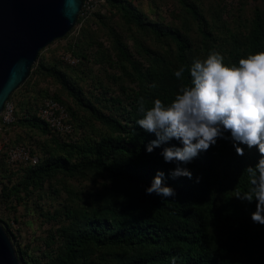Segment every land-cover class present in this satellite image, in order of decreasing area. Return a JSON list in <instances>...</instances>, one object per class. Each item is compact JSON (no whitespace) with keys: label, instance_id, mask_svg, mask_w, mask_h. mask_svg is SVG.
I'll return each instance as SVG.
<instances>
[{"label":"trees","instance_id":"obj_1","mask_svg":"<svg viewBox=\"0 0 264 264\" xmlns=\"http://www.w3.org/2000/svg\"><path fill=\"white\" fill-rule=\"evenodd\" d=\"M108 3L121 4L125 10L123 4L129 5L130 2L106 0ZM198 30L203 47L201 51L192 53V44L184 33L170 26L152 29L157 38L170 37L174 62L158 59L154 51L145 53L148 66L144 71L138 70L139 62H129L132 71L137 74L139 85L138 90L132 89L129 94L125 122L121 123L116 118L90 108L89 103L84 104L91 109L94 118L114 131L113 135L81 145L64 142L62 147L65 148L66 156L52 154L41 162L21 165H31L26 166L29 171L25 185L55 172L72 176L73 172L81 169L94 170L125 183L123 198L110 201L105 208L88 206L85 212L71 211L65 214L74 221L73 228L70 231L63 228L66 235L62 247L45 264H74L89 248L101 251L114 248L129 253L124 264H172L173 258L175 264H264V225L254 223L251 219L256 201L248 202L235 196L237 191H244L249 186L244 169L258 162V149L241 145L244 154L238 155L231 133L225 132L227 139H218L207 151H201L189 163L182 165L190 169L192 179L173 178L170 170L176 165L166 163L161 151L166 146L182 145L172 140L148 153L146 146L156 136L145 132L137 124L143 115L138 111L140 97L145 99L146 108L152 107L156 99L167 105L181 86L190 83L187 71L182 79L176 78L174 72L182 66L187 68L195 59L206 58L210 51L219 50V46L206 45L208 30L202 27ZM244 42L242 48L227 51L225 64H238L241 57L264 51L261 18L257 13L252 18ZM151 53L155 56H149ZM123 55L121 52L120 56ZM35 66L39 71L45 69L62 86L74 92L73 86L64 80L60 70L53 65L44 68L43 62L39 60ZM153 84L155 88L151 87ZM46 97L59 101L72 119V112L59 98L55 95ZM76 100L80 101L77 95ZM36 109L33 107V111L25 114L22 120L39 130H50L36 117ZM0 159L3 164V154H0ZM158 170L164 172V184L175 189L174 198L161 199L155 194L145 193V188L150 186Z\"/></svg>","mask_w":264,"mask_h":264},{"label":"rangeland","instance_id":"obj_2","mask_svg":"<svg viewBox=\"0 0 264 264\" xmlns=\"http://www.w3.org/2000/svg\"><path fill=\"white\" fill-rule=\"evenodd\" d=\"M120 5L108 3L83 22L78 19L65 35L38 51L26 78L8 96L14 121L0 122L1 142L24 144L41 162L52 154L66 156L64 142L81 145L113 135L114 131L94 118L84 104L125 122L129 94L139 85L129 62H139L138 70L144 71L148 66L145 53L151 51L158 54V59L174 62L170 37L157 38L153 28L170 26L184 33L192 44L191 52L196 53L203 47L198 30L202 27L209 31L206 45L219 46L217 52L225 57L228 50L243 47L257 13L264 39V0H139L123 4L125 10ZM68 55L76 62L68 64L64 60ZM39 60L44 68L53 65L60 70L74 92L45 69L39 71L35 66ZM50 95L72 112L71 133L39 130L22 120ZM26 166L2 164L0 159V226L19 264H45L61 249L65 231L72 230L74 222L65 216L67 212H85L88 206L103 209L110 201L123 198L125 183L88 169L73 172L72 176L55 172L25 185L29 171ZM128 256L114 248H89L74 264H124Z\"/></svg>","mask_w":264,"mask_h":264},{"label":"clouds","instance_id":"obj_3","mask_svg":"<svg viewBox=\"0 0 264 264\" xmlns=\"http://www.w3.org/2000/svg\"><path fill=\"white\" fill-rule=\"evenodd\" d=\"M186 71L190 83L181 86L167 105L156 99L152 107L146 108L145 99H138V111L143 115L137 124L156 136L147 144L146 151L151 153L172 140L179 141L182 146L163 147L161 155L166 163H175L176 167L170 170L173 178L192 179L190 169L182 165L207 151L218 139H227L225 132L231 133L238 155L244 154L241 145L256 147L260 154L258 162L244 169L249 186L235 196L248 202L255 200L251 219L264 225V51L241 57L238 64H225L223 55L213 50L187 68L180 67L174 75L182 79ZM163 177L164 172L158 170L145 193L161 199L174 198L175 189L165 185Z\"/></svg>","mask_w":264,"mask_h":264},{"label":"water","instance_id":"obj_4","mask_svg":"<svg viewBox=\"0 0 264 264\" xmlns=\"http://www.w3.org/2000/svg\"><path fill=\"white\" fill-rule=\"evenodd\" d=\"M81 0H0V111L40 49L65 35ZM0 264H19L0 226Z\"/></svg>","mask_w":264,"mask_h":264},{"label":"built area","instance_id":"obj_5","mask_svg":"<svg viewBox=\"0 0 264 264\" xmlns=\"http://www.w3.org/2000/svg\"><path fill=\"white\" fill-rule=\"evenodd\" d=\"M126 1L134 3L139 0ZM104 5H106V0H81L77 12L79 23L86 20L92 13L98 12ZM64 60L68 64L76 62V58L69 55L65 56ZM35 115L56 134L71 133L72 131V125L64 106L51 97H45L41 100ZM13 121V105L7 99L0 111V122L10 124ZM0 154H3V161L8 165L34 164L36 161V158L30 154L28 147L21 143L9 145L0 141Z\"/></svg>","mask_w":264,"mask_h":264}]
</instances>
